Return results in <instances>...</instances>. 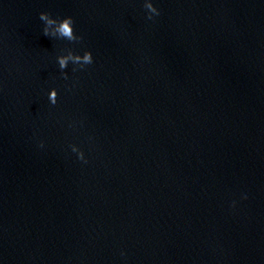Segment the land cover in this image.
I'll use <instances>...</instances> for the list:
<instances>
[{
  "label": "water",
  "instance_id": "obj_1",
  "mask_svg": "<svg viewBox=\"0 0 264 264\" xmlns=\"http://www.w3.org/2000/svg\"><path fill=\"white\" fill-rule=\"evenodd\" d=\"M148 3L0 0V264H264V0Z\"/></svg>",
  "mask_w": 264,
  "mask_h": 264
},
{
  "label": "clouds",
  "instance_id": "obj_2",
  "mask_svg": "<svg viewBox=\"0 0 264 264\" xmlns=\"http://www.w3.org/2000/svg\"><path fill=\"white\" fill-rule=\"evenodd\" d=\"M150 15L148 20H153L154 18L161 15V10L157 6L156 0H149L147 5ZM40 19L46 22L45 34L51 33L53 36L58 35L61 38L66 39L69 42H75L77 40H83L82 35H78L76 31L75 20L71 15L58 17L54 16L51 13L44 11L40 13ZM56 62L59 66V69L67 75V69L69 65L74 66V71L82 70L87 68L89 65L94 64L95 57L91 49L84 50L83 52L76 51L75 49H70L66 53L59 55L56 58ZM60 92L56 88H51L48 91V101L51 104L58 103V96ZM40 147L44 148L43 141L40 143ZM74 153L77 154V157L80 161L87 163L86 153L79 147V145L73 146ZM247 195L243 196V199H247ZM233 207L236 206V202H233ZM124 255V253H121Z\"/></svg>",
  "mask_w": 264,
  "mask_h": 264
}]
</instances>
